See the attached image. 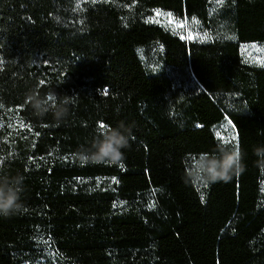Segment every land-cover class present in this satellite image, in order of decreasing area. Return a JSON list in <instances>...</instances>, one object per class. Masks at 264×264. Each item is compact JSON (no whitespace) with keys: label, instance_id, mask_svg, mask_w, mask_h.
I'll list each match as a JSON object with an SVG mask.
<instances>
[{"label":"trees","instance_id":"obj_1","mask_svg":"<svg viewBox=\"0 0 264 264\" xmlns=\"http://www.w3.org/2000/svg\"><path fill=\"white\" fill-rule=\"evenodd\" d=\"M157 9L208 39L150 22ZM251 43L264 46V0H0V174L25 177L22 209L0 217V264H264ZM49 93L70 102L64 118L27 102ZM118 125L119 162L77 158ZM218 144L240 147L243 170L189 181Z\"/></svg>","mask_w":264,"mask_h":264},{"label":"clouds","instance_id":"obj_2","mask_svg":"<svg viewBox=\"0 0 264 264\" xmlns=\"http://www.w3.org/2000/svg\"><path fill=\"white\" fill-rule=\"evenodd\" d=\"M31 104L34 114L42 117L52 112L54 119L60 120L67 115V99L57 93H49L47 97L32 96L27 101ZM130 132L123 126L109 127L92 141L90 147L81 146L77 158L85 163H117L123 158V150L128 148ZM257 157V166L264 167V145L253 148ZM244 168V155L239 146L228 147L218 144L214 153H203L186 173L187 179L209 184L228 182L233 175L239 174ZM25 177L0 174V217H10L18 213L22 207V194Z\"/></svg>","mask_w":264,"mask_h":264},{"label":"rangeland","instance_id":"obj_3","mask_svg":"<svg viewBox=\"0 0 264 264\" xmlns=\"http://www.w3.org/2000/svg\"><path fill=\"white\" fill-rule=\"evenodd\" d=\"M169 12L162 10H153L150 17V22L158 24L171 31L172 33L179 35L184 39L191 35L193 38L189 40L204 41L208 39V34L205 29L195 20H180L175 18L172 14L169 16ZM187 22L186 25L181 28L178 25ZM242 54L250 61L264 65V46L261 44L251 43L244 44L241 48ZM152 53V50L149 51Z\"/></svg>","mask_w":264,"mask_h":264},{"label":"snow or ice","instance_id":"obj_4","mask_svg":"<svg viewBox=\"0 0 264 264\" xmlns=\"http://www.w3.org/2000/svg\"><path fill=\"white\" fill-rule=\"evenodd\" d=\"M171 14H169V16H170ZM186 21L183 23V24H180V25H178L179 27H181V28H183L185 25H186ZM188 39H192L193 37L191 36V35H189L188 37H187ZM230 123V122H229ZM103 127H105L104 125H101V128H103ZM232 140H235V137H232L231 138Z\"/></svg>","mask_w":264,"mask_h":264}]
</instances>
